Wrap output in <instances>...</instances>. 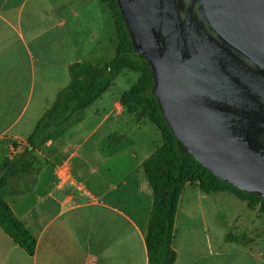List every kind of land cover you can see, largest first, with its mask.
<instances>
[{
    "label": "crops",
    "instance_id": "obj_1",
    "mask_svg": "<svg viewBox=\"0 0 264 264\" xmlns=\"http://www.w3.org/2000/svg\"><path fill=\"white\" fill-rule=\"evenodd\" d=\"M117 42L107 0H0V165L9 161L0 171L7 178L0 198L36 241L28 254L0 227V264H149L145 238L153 194L142 162L162 142L152 122L132 120L122 106L106 102V91L68 123L51 167L21 171L15 159L69 85V65L103 66L114 57ZM87 125L92 127L86 135H74ZM114 134L122 137L108 138ZM50 143L34 151L46 154ZM225 192L247 209L236 223L248 225L253 209ZM211 194L196 184L184 186L172 264H264V250L250 245L254 239L247 244L225 239L224 246L213 247L203 217L187 219L209 235L207 247L195 232L182 234V202Z\"/></svg>",
    "mask_w": 264,
    "mask_h": 264
},
{
    "label": "water",
    "instance_id": "obj_2",
    "mask_svg": "<svg viewBox=\"0 0 264 264\" xmlns=\"http://www.w3.org/2000/svg\"><path fill=\"white\" fill-rule=\"evenodd\" d=\"M178 145L264 198V0H115Z\"/></svg>",
    "mask_w": 264,
    "mask_h": 264
},
{
    "label": "trees",
    "instance_id": "obj_3",
    "mask_svg": "<svg viewBox=\"0 0 264 264\" xmlns=\"http://www.w3.org/2000/svg\"><path fill=\"white\" fill-rule=\"evenodd\" d=\"M115 20L117 47L112 60L95 66L89 62H74L69 65V85L60 90L51 107L37 123L28 138L25 152L38 148L48 139L49 134L58 132L62 123L67 122L79 111L87 108L111 86L122 70L138 72L139 78L120 97L127 113L138 121L148 119L159 130L161 145L142 162L153 194L145 238L149 264H172L176 252L171 244L174 236V220L181 192L186 184H196L203 192L228 191L240 200L246 201L249 208L258 207L264 216V198L240 190L203 167L190 153L183 150L169 129L159 108L154 90L153 77L147 61L136 51L119 7L115 0H107ZM109 139L115 138L110 135ZM4 159L1 168L8 164ZM28 164L20 165L21 171L29 169ZM6 176L0 174V188L6 183ZM0 227L28 254L35 250V238L24 224L16 218L8 204L0 198ZM225 239L247 244L253 241L245 234L236 235L231 231Z\"/></svg>",
    "mask_w": 264,
    "mask_h": 264
},
{
    "label": "rangeland",
    "instance_id": "obj_4",
    "mask_svg": "<svg viewBox=\"0 0 264 264\" xmlns=\"http://www.w3.org/2000/svg\"><path fill=\"white\" fill-rule=\"evenodd\" d=\"M139 73L124 70L122 71L112 82L111 86L106 92V102L108 103H117L124 108L127 112L126 107L122 105L120 97L122 93L128 90L131 85H133L139 78ZM132 120L136 119L134 116H131ZM76 117H71L69 121L61 124L58 132H53L49 134L48 139L43 143L51 142L48 144V147H51L49 151L45 152L46 154L36 152L34 150L29 152H23L22 155L17 156L15 159L18 161L19 165L28 164L29 168L36 167L38 165H47L51 167L50 161L58 160L57 156V147L59 146V138L62 135L63 131L66 129L68 123L70 124ZM91 125L80 129L75 132L74 135H86L87 132L91 129ZM104 127L100 128L101 132ZM114 137L119 139L122 135L117 136L114 134ZM114 142V140H111ZM128 141H120V145H126ZM42 143V144H43ZM106 142V147H107ZM185 192V200L186 194ZM247 209H245L242 204H239L237 198L228 194L225 191L213 192V194L208 197H199L193 196L189 198L188 203L185 201L182 202V234L183 233H196L199 241L203 244V247H207V239L209 235L205 233L203 229L200 228L199 222L200 218L203 217L206 221V225L211 232L212 244L213 247H222L225 243V234L229 231L232 233L240 232L245 234L247 237L254 239L251 246L256 248H261L264 250V216L259 213L258 207L250 211L249 216L247 217L250 223L240 227L236 222L240 220V217L245 215ZM187 216L195 217L196 222L193 220H188ZM237 216V217H236ZM236 217V218H235ZM235 218V220H234ZM238 225V226H237ZM246 261V260H245ZM251 264H255L253 261H250Z\"/></svg>",
    "mask_w": 264,
    "mask_h": 264
}]
</instances>
